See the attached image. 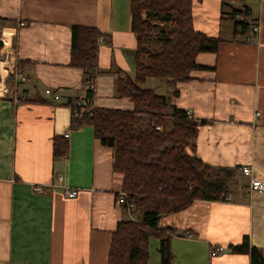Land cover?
Listing matches in <instances>:
<instances>
[{
	"label": "crops",
	"instance_id": "0c3cea01",
	"mask_svg": "<svg viewBox=\"0 0 264 264\" xmlns=\"http://www.w3.org/2000/svg\"><path fill=\"white\" fill-rule=\"evenodd\" d=\"M245 4L260 33L233 38L222 0H194V27L224 38L218 51L200 53L204 68L187 80L143 84L199 122L195 153L204 163L237 169L226 200H195L161 217L159 226L173 230L172 264H251L248 254L230 249L245 236L264 254V192L251 191L241 172L249 165L264 180V0ZM0 18L12 22L0 25V40L10 46V74L18 59L24 61V72L15 75L16 95H7L9 75L0 81V264H108L112 233L122 220L134 219L135 209L118 200L123 174L113 168V149L92 126H71L68 102L86 96L83 70L70 65L72 26L104 34L95 106L131 110L129 98L115 95L118 73H136L130 0H0ZM48 88L60 95L56 103ZM66 134L68 151L56 158L55 137ZM61 185L78 189L77 196H66ZM218 245L227 249L214 256Z\"/></svg>",
	"mask_w": 264,
	"mask_h": 264
},
{
	"label": "trees",
	"instance_id": "16d2710c",
	"mask_svg": "<svg viewBox=\"0 0 264 264\" xmlns=\"http://www.w3.org/2000/svg\"><path fill=\"white\" fill-rule=\"evenodd\" d=\"M245 1L222 0L221 16L232 22L233 38L253 28L252 8ZM193 6L194 0H130L131 27L137 36L136 73L134 77L118 73L115 95L129 98L134 105L131 110L94 105L104 34L94 26H72L70 65L83 70L85 86L93 83L95 87H86L83 103L69 100L71 126H92L96 138L113 149V168L123 174L122 191L127 194L122 204H133L142 212L141 221L119 222L112 233L108 264H148L151 238L159 241L160 264H172L173 230L159 226L161 217L184 210L195 200H226L229 182L237 172L204 163L195 153L199 122L186 110L170 105L169 97L143 87L148 78L187 80L194 69L204 68L197 62L200 53L218 51L224 38L195 29ZM8 23L12 22L0 20L1 26ZM23 63L16 61L7 82L24 72ZM178 94V90L173 93ZM67 151L66 136L55 137L54 157H63ZM230 249L248 254L251 264H264L262 250L251 244L249 236L230 244Z\"/></svg>",
	"mask_w": 264,
	"mask_h": 264
},
{
	"label": "built area",
	"instance_id": "2783aa9c",
	"mask_svg": "<svg viewBox=\"0 0 264 264\" xmlns=\"http://www.w3.org/2000/svg\"><path fill=\"white\" fill-rule=\"evenodd\" d=\"M21 24L23 25L24 23L21 22ZM252 29H253V32H254L255 34H259V33H260V24L254 23ZM17 75H19V74H17ZM21 78H22L23 80L25 79L24 76H21ZM86 87L94 88L95 86H94V84L92 83V84L87 85ZM46 94H47L48 96L52 97V99H53V101H54L55 103L60 99V95H59V94H56V93L54 94V92L52 91L51 88L46 89ZM83 99H84V97H83L82 99H77V102H78L79 104H81V103L84 102ZM94 105H95V104H94ZM188 114H189V113H188ZM259 114H260V113L257 112V115H259ZM189 116H191V115L189 114ZM158 129H160V127H158ZM68 136H69V135L66 134V137H68ZM241 172H242L243 175H245V176H247V177L250 178V182H249L250 184H249V186H250L251 191L264 192V180L261 179V178H259V177H256V176L253 174V169H252L251 166H249V165L243 166V167L241 168ZM56 179H57V181H58L59 183H61V182L63 181V176H62L61 174H58V175L56 176ZM61 186H62V187H65L64 185H61ZM35 189H36L37 191H43V188H42L41 186H39V185H37V186L35 187ZM64 193H65L66 196H68V197H70V198H73V197L77 196V194H78V189H76V188H68V187H65ZM119 194H120V197L118 198V200H119L120 203H123L124 200H125V198H126V196H127V194H126L125 192H123V191H122L121 193H119ZM130 206L132 207V206H134V205L131 204ZM226 249H227L226 246H224V245H218V246H215V247L212 249L211 254L215 256V255H217V254L222 253V252L225 251Z\"/></svg>",
	"mask_w": 264,
	"mask_h": 264
},
{
	"label": "rangeland",
	"instance_id": "374dc122",
	"mask_svg": "<svg viewBox=\"0 0 264 264\" xmlns=\"http://www.w3.org/2000/svg\"><path fill=\"white\" fill-rule=\"evenodd\" d=\"M8 48H10V46H7V45L4 44V47L2 48V50H0V81L2 80L1 79L2 75L3 76L5 75L6 76L5 78H7L8 75H10V69L12 68V61L7 60L8 59L7 58V56H8L7 49ZM6 60H7V62H4ZM16 76L10 78L8 80V82H7V85L9 87V92L7 93V95H9V96L16 95L15 94V90H16V87H17L16 83L19 81V80L17 81L18 78ZM134 219L136 221H141L142 220V212L140 210L135 209ZM158 247H159L158 239L151 238L149 264H159L160 263V253H159Z\"/></svg>",
	"mask_w": 264,
	"mask_h": 264
},
{
	"label": "water",
	"instance_id": "95a60500",
	"mask_svg": "<svg viewBox=\"0 0 264 264\" xmlns=\"http://www.w3.org/2000/svg\"><path fill=\"white\" fill-rule=\"evenodd\" d=\"M4 47V42L3 40H0V50Z\"/></svg>",
	"mask_w": 264,
	"mask_h": 264
},
{
	"label": "bare ground",
	"instance_id": "6f19581e",
	"mask_svg": "<svg viewBox=\"0 0 264 264\" xmlns=\"http://www.w3.org/2000/svg\"><path fill=\"white\" fill-rule=\"evenodd\" d=\"M93 82V81H92ZM95 83V82H94ZM89 84V83H88ZM87 85V84H86ZM90 88V87H89ZM96 90V89H95ZM121 193V192H120ZM131 207V206H130Z\"/></svg>",
	"mask_w": 264,
	"mask_h": 264
}]
</instances>
